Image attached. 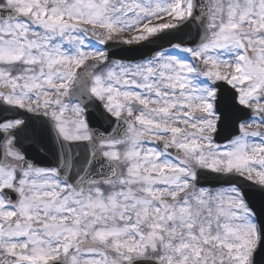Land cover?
<instances>
[{
  "label": "snow or ice",
  "instance_id": "snow-or-ice-1",
  "mask_svg": "<svg viewBox=\"0 0 264 264\" xmlns=\"http://www.w3.org/2000/svg\"><path fill=\"white\" fill-rule=\"evenodd\" d=\"M0 264H264V0H0Z\"/></svg>",
  "mask_w": 264,
  "mask_h": 264
},
{
  "label": "water",
  "instance_id": "water-1",
  "mask_svg": "<svg viewBox=\"0 0 264 264\" xmlns=\"http://www.w3.org/2000/svg\"><path fill=\"white\" fill-rule=\"evenodd\" d=\"M125 47H127V46H125Z\"/></svg>",
  "mask_w": 264,
  "mask_h": 264
}]
</instances>
